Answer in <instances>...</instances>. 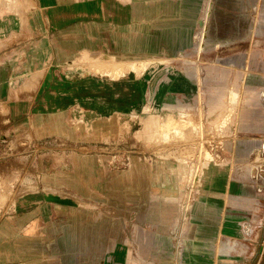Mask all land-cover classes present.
Masks as SVG:
<instances>
[{
    "label": "rangeland",
    "instance_id": "rangeland-1",
    "mask_svg": "<svg viewBox=\"0 0 264 264\" xmlns=\"http://www.w3.org/2000/svg\"><path fill=\"white\" fill-rule=\"evenodd\" d=\"M218 1L0 3V264H76L65 240L36 247L31 229L3 223L50 214L51 201L94 205L98 217L81 215L98 250L72 229L85 264H238L245 222L264 230V0H246L241 40ZM147 57L142 76L118 77L117 61ZM167 99L183 114L168 126L150 113L149 135L133 111ZM181 159L189 170L170 198L168 166Z\"/></svg>",
    "mask_w": 264,
    "mask_h": 264
},
{
    "label": "crops",
    "instance_id": "crops-1",
    "mask_svg": "<svg viewBox=\"0 0 264 264\" xmlns=\"http://www.w3.org/2000/svg\"><path fill=\"white\" fill-rule=\"evenodd\" d=\"M14 0H0L1 5H3L5 2L7 4H9L10 2H12ZM219 6L218 9L220 11V14H222V16H229V14H231L229 11L231 10H235L236 14V23L235 26L238 28V30H242L241 34H238L236 36H233L232 39H236V40H241V37L244 38L245 35H251V34H244L243 32L245 30H250L252 27L250 26V29H248V20H240L244 15V12L246 10V8L249 6V3H246V0H219ZM233 15V14H231ZM244 18V17H243ZM264 22V20H263ZM224 24V23H223ZM234 24V23H233ZM226 23L224 24L225 27ZM253 30V29H252ZM251 30V31H252ZM223 35V33H222ZM252 36V35H251ZM230 39V40H232ZM154 59L152 57H147V58H133V59H120L119 61H117L119 63V65L121 66V69L124 70V72L121 73V76L118 77H128L129 73L133 72L135 73V75H137V77L142 76L143 73L145 72V69H147L148 67H150L151 65H153L154 63ZM229 62H231V59H228ZM146 64V66H144ZM136 67H133V66ZM144 66V67H142ZM122 70V71H123ZM194 71H197V66L193 67ZM111 74V72H107V74ZM105 76H107L105 74ZM110 77V76H108ZM113 80H118V78L113 77ZM250 83V81H249ZM252 83H255V80L252 81ZM253 86V87H252ZM250 86L249 89L254 88V85ZM256 88V87H255ZM233 91H236L239 94V90L237 88H235ZM170 98V97H168ZM184 103V105L188 106L189 109L191 107V105L189 103L186 102H182V104ZM223 105V103H222ZM153 106H158V109L153 112L151 110V108ZM180 106H181V102H173L167 99V101L165 102V104H163L162 106L157 105L156 103H152V104H148L145 105L142 110H137L135 109L133 111V114H138L137 112H140V114L142 115H149L150 113H154L156 114V117H161L162 119H168L170 115H172L174 118L180 116ZM225 108V106H221V113L220 115L223 113V109ZM174 114V115H173ZM168 115V116H166ZM219 115V116H220ZM166 116V117H165ZM143 118V117H142ZM255 117H253V128L256 127L255 123L257 122L256 119H254ZM240 130V128H239ZM242 132V131H241ZM241 132H239V134H241ZM170 169V177L172 181H169L167 184V190L169 193V197L170 198H176V196L174 195L178 192H180V188L182 186L183 182V178L186 177V173L189 170V163H187V161L185 160H180L177 164L175 165H171L168 166ZM77 201L81 202L79 204L85 205L83 199H78ZM89 202V201H88ZM46 205H48L51 208V213H45L43 211V209H29L27 211H19V212H12L11 215L4 217V224L5 225H13L14 228L15 227H20V228H29L32 230V232L34 233L33 236L36 237L35 241V246L38 247L37 244H39V247L41 246V242H43V244L45 243L46 248H51L53 243L55 242H63L64 240L66 241V245L65 247L63 246L64 249L58 247V249L60 250H64V253H61L62 256H64V258L67 260V257H72V251L76 252V256L78 255V257H76L75 259V263L76 264H85V261L89 260H85L82 261V258H84V256H80V255H84L85 252L81 251L80 249V245L78 244H74L72 241H76L77 236L74 237V231L72 230L73 228L77 229V226L79 225L81 228V231L84 233H87L89 236V241L88 243H90L91 245H85V250L91 251L93 254L95 253V251H97L98 249H95L98 245H95V241L97 240V238H95V234L98 233V230L95 229L94 225H92L94 222H91V219H89V217L85 218L83 217L81 214L84 213L87 209L88 212H91L90 210H92V216L93 220L98 217L97 213L95 212L96 209L92 206L94 205H89L87 204V206H83V207H79L81 205H73V203L68 202V204L66 205V211L64 210H60L57 209V203H55L54 201L48 202L46 203ZM47 207V206H46ZM94 208V209H91ZM26 214L30 217V220L28 222H20L19 220L21 219V215ZM10 218L12 219V223L10 221ZM74 218H82V220L79 221V223H74L73 220ZM250 219V218H248ZM255 220V219H254ZM59 221L62 222V224H64V227L60 230V234L58 233L59 231H57V226L60 224ZM264 225V224H263ZM245 228H247V231L242 232L244 234V237L242 239V241H240V246H241V250L242 253L239 254V258L238 260V264H264V242L262 243L263 240V236H264V230L263 232H261L260 230L257 229L258 225L256 226V224H254L252 221H246L245 222ZM34 228V229H32ZM42 229H44V233L42 232ZM76 234H78V229L76 231ZM92 234L94 235V237L92 236ZM241 234V235H243ZM32 236V235H30ZM83 241H85V239L83 238ZM78 252L76 251V249H78ZM51 249H56V247L51 248ZM80 256V257H79Z\"/></svg>",
    "mask_w": 264,
    "mask_h": 264
},
{
    "label": "bare ground",
    "instance_id": "bare-ground-1",
    "mask_svg": "<svg viewBox=\"0 0 264 264\" xmlns=\"http://www.w3.org/2000/svg\"><path fill=\"white\" fill-rule=\"evenodd\" d=\"M213 91V90H212ZM218 93L219 92V90L218 91H216L215 90V93ZM214 94V93H213ZM233 95H235V96H238V93L237 92H233ZM216 96V95H215ZM211 99V98H210ZM213 101V100H212ZM215 101V100H214ZM211 105V104H210ZM222 106V103H219V105L217 106V108L218 107H221ZM212 108V107H211ZM158 109V106H153L152 108H151V110L153 111V112H155L156 110ZM213 109H215V108H213ZM212 109V110H213ZM181 114H183V111H182V113ZM147 117H152V116H150V115H148V116H145V129L148 131V133H149V135L150 134H154L155 135V133H156V131H157V122H156V119H153V118H147ZM149 119V120H148ZM169 120V119H168ZM174 125V123L171 121V120H169V122H168V126H170V125ZM169 128V127H168ZM174 128L177 130L178 128H177V126H174ZM163 130H165V129H163ZM180 131H182V132H185V129H182V130H180ZM165 133V136L166 135H168V132H164ZM153 135V136H154ZM263 143V142H262ZM262 143H261V145H262ZM181 160H183V159H181ZM210 165V164H209ZM210 177V176H209ZM216 178H219V177H215V179ZM184 180V179H183ZM219 181V184H220V180H218ZM217 181V182H218ZM213 183H215L214 181H213ZM216 184V183H215ZM214 184V185H215ZM219 184H218V186H219ZM218 190H221V189H218ZM218 195V194H217ZM213 199V198H212ZM218 199V198H217ZM216 199V200H217ZM248 231H250V230H248Z\"/></svg>",
    "mask_w": 264,
    "mask_h": 264
},
{
    "label": "built area",
    "instance_id": "built-area-1",
    "mask_svg": "<svg viewBox=\"0 0 264 264\" xmlns=\"http://www.w3.org/2000/svg\"><path fill=\"white\" fill-rule=\"evenodd\" d=\"M260 150L259 151H261L262 152V155L264 154V142L262 143V145H260ZM264 156V155H263Z\"/></svg>",
    "mask_w": 264,
    "mask_h": 264
}]
</instances>
